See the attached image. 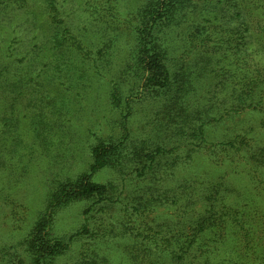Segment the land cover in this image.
I'll return each mask as SVG.
<instances>
[{
    "label": "rangeland",
    "instance_id": "1",
    "mask_svg": "<svg viewBox=\"0 0 264 264\" xmlns=\"http://www.w3.org/2000/svg\"><path fill=\"white\" fill-rule=\"evenodd\" d=\"M26 1L0 0V66L4 75L0 86V145L9 147L0 158V193L5 197L0 200V247L5 248L0 249V264H32L30 255L25 253V241L44 214L45 218L52 216L51 236L69 245L53 264H85L83 257L91 256L93 250L108 255L111 263L127 264L125 252L137 248L133 249L127 238L138 223L128 216L131 208H138L146 220L158 216L163 225L177 215L172 202L165 198L150 206L153 196L165 194L163 188L154 187L155 173L141 179L137 175L144 165V156L140 155L143 139L154 135L156 127L164 123L161 102L170 99L153 97L131 53L134 38L126 29L130 26L126 15L140 0H116L112 12L104 10L103 0H50L48 4L29 0L28 5ZM51 4L59 10L58 17L52 20L47 11ZM199 11L203 13L202 9ZM194 15L191 26L200 21L199 15ZM106 26L111 32L108 38L115 40L110 45V56V50L99 53ZM67 28L81 41L82 50L72 47L70 34L64 31ZM171 45L180 47L179 53L186 48L187 39L181 35ZM205 45L216 57L214 69L243 66L248 70L251 66L252 71L258 66L264 70L261 43L247 41L243 48L212 39ZM238 49L246 53L234 56ZM178 53L171 54V62L178 65L186 59L181 61L182 67L191 68L197 78V67L201 66L188 55ZM220 89L223 90L221 85L211 90ZM224 92L226 95L228 90ZM194 94L188 101L193 113L197 109ZM222 94L223 91L218 92L220 98ZM113 95L120 100L115 101ZM262 118L263 114L256 111L224 117L215 123L217 130L208 131L207 140L216 141L218 135L226 132L232 134L243 124L257 126ZM189 120L199 121L195 115ZM257 132L255 137L264 138V129L257 127ZM101 143L118 146L115 158L93 178L108 187L105 199H84L48 208L52 195L60 193L69 180L90 175L92 149ZM14 146L17 154L10 152ZM209 149L205 145L197 150L195 170L228 173L227 179L235 182L236 188L251 186L249 178H236L246 168L243 163L231 168L227 166L229 162L219 161L216 165L213 148ZM256 196L249 197L260 201L253 210L264 204V196ZM231 199L235 200V194H231ZM145 200L149 202L147 209ZM262 215L250 214L251 218ZM118 218H123L129 228L125 235L111 232ZM86 225L92 234L78 236Z\"/></svg>",
    "mask_w": 264,
    "mask_h": 264
},
{
    "label": "trees",
    "instance_id": "2",
    "mask_svg": "<svg viewBox=\"0 0 264 264\" xmlns=\"http://www.w3.org/2000/svg\"><path fill=\"white\" fill-rule=\"evenodd\" d=\"M44 2L48 4L51 1ZM115 2L103 0L104 10L109 12ZM26 3L28 5L29 0ZM47 11L51 20L59 15L54 4ZM129 11L133 12L126 15L130 25L126 29L134 38L131 53L139 63L142 79L146 81L148 89H152L149 92L154 93L153 97L170 98L161 102L164 123L156 127L154 135H146L143 139L140 155L144 156V165L137 175L141 179L154 172V187L163 188L165 194L153 196L150 206L151 202H160L165 198L172 202L177 215L163 225L158 216L146 220L136 207L131 208L129 213L127 211L128 216L134 217L138 223L127 236L131 239L128 244L133 249L137 248L125 252L126 263L264 264V204L256 205L253 210V206L260 201L249 198L264 196V144H261L264 138L255 137L257 127L264 129V70L258 66L252 71L251 66L248 70L243 66L239 69H214L213 60L216 57L205 45L212 39L229 45L233 42L234 46L243 48L247 41L264 45V0H140ZM194 13L199 15L200 21L191 26ZM185 24H188L187 30ZM109 28L106 26L104 30L105 40L99 49L101 55L110 50V56L113 51L111 44L115 40L108 38L111 33ZM64 31L70 34L72 47L82 50L81 41L70 29ZM181 35L187 39V45L178 53L181 48H173L171 43ZM131 53L128 55L131 56ZM174 53H178V56L188 55L197 66H201L197 67V78L194 79L191 68L185 67L188 68L185 70L182 67L186 59H181L182 62L179 60L178 65L171 62L170 56ZM245 53L244 49H238L234 56ZM248 54L251 53L248 51ZM2 69L0 66V86L4 82ZM220 85L223 90H211L213 86L218 88ZM227 90L228 93L224 95ZM222 91L220 98L218 92ZM194 92L197 109L193 113L188 101L195 96ZM113 99L120 100L117 95H113ZM251 111L263 114L261 124H243L240 130L232 134L226 132L218 135L216 141L207 140L208 131L211 128L217 130L215 123H220L224 117H236ZM193 115L199 119L198 123L189 120ZM164 126H167L166 129ZM227 134H230L229 138ZM205 145L210 147L209 150L213 148L212 159L216 165L219 161L222 164L229 162L227 166L231 168L239 162L243 163L246 168L237 173L236 178L240 175L249 178L251 186L236 188L235 182L227 179L228 173L212 174L195 170L197 150ZM16 149V146L12 147L11 154H17ZM7 150L9 147L2 143L1 159ZM117 150V145L106 143L93 148L90 175L69 180L60 193L52 195L48 208L84 199L103 201L108 187L95 182L93 178L111 163ZM255 179L260 181L259 184H254ZM253 191L256 192L255 196ZM231 194H235L234 201ZM1 199L5 197L0 193ZM53 202L57 204L53 205ZM144 202L147 209L149 202ZM252 212L263 215L251 218ZM52 221V216L45 218L44 214L25 241V253L30 255L32 264H53L63 249L69 248V245L51 236ZM87 227L78 236L90 233ZM128 230L123 218H118L111 226V232L117 231L122 235ZM91 254L83 257L85 264H114L108 255L94 250Z\"/></svg>",
    "mask_w": 264,
    "mask_h": 264
}]
</instances>
